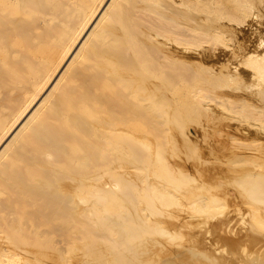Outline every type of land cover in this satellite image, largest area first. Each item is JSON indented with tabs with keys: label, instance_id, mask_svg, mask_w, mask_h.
Returning <instances> with one entry per match:
<instances>
[{
	"label": "bare ground",
	"instance_id": "obj_1",
	"mask_svg": "<svg viewBox=\"0 0 264 264\" xmlns=\"http://www.w3.org/2000/svg\"><path fill=\"white\" fill-rule=\"evenodd\" d=\"M136 64L153 74L146 78L135 68L140 80L132 71ZM130 66V75L140 81L132 83L126 73L132 84H125ZM186 73L192 146L208 155L210 182L236 187L242 206L228 210L215 195L186 200L180 215L171 217L179 229L202 233L200 240L195 234L198 240L190 238L189 245L159 244L160 250L172 258L189 254L192 264H264V0H0V221L11 224L25 214L39 198L37 185L51 180L48 175L57 169L87 170L83 197L84 181L68 177L69 222L61 205L48 210L52 197L42 195L36 213L26 214L32 217L30 235L45 240L53 231L62 244L64 233L79 221L77 202L88 212L99 198V189L90 186L93 155H106L102 169L118 166L116 159L123 162L142 145L145 123L161 122L159 108L167 94L162 98L160 89H172L176 76ZM112 79L130 92L123 95L125 103L116 97L118 105L119 99L124 103L122 109L115 106L119 123L103 127L99 145L89 149L85 136L99 132L93 119ZM182 167L175 166L179 172ZM60 178L55 177L62 184ZM221 231L224 239L217 247L213 236ZM10 244L0 240V264H31L45 254L42 249L32 255L27 243Z\"/></svg>",
	"mask_w": 264,
	"mask_h": 264
},
{
	"label": "rangeland",
	"instance_id": "obj_2",
	"mask_svg": "<svg viewBox=\"0 0 264 264\" xmlns=\"http://www.w3.org/2000/svg\"><path fill=\"white\" fill-rule=\"evenodd\" d=\"M134 5L138 4L135 3ZM144 52L145 49L144 51L141 49L138 52V57H142V53ZM136 66L138 67H135V65L132 67V71L135 72V68L137 70L139 69L142 74L140 75L143 76L144 74L143 77L149 78L153 74V71L151 70H143L139 64H136ZM129 68L131 69V66L128 67V69ZM130 69L128 72H125V74L129 73L130 75ZM133 72V76L135 73L137 75V72ZM127 75L128 74L124 77L126 78V80H124L125 84L128 82L137 83L136 81L139 82L143 79V77H141V79L138 75L136 77L140 78V80L128 75L131 77L130 82L127 80ZM182 75L184 74H178L176 76L177 85L172 89H160L159 93L162 92V98L164 96L163 94H167L171 99L166 101L167 98L165 97L167 95L164 96L166 102L162 99L159 108V114L161 115L159 120L161 122L159 124H156L157 122L155 121L145 123L144 140L142 145L138 147L139 149L137 148L124 156V160H126L127 163L123 168L125 167L128 172H126L125 168L126 173L123 172L124 169L120 167L121 161H117V159L115 162L119 163H117L118 166L114 165V167L111 165L110 167L114 168L102 169L99 166L102 162L101 160L106 159V155H101L97 152V154L95 153V155H93L94 161L92 160L91 164L94 169V181H92L94 184L92 183L90 186L95 190L99 189V198L91 204V207L87 210L88 212H86V209L84 210V203H81L80 200L77 202V206L80 210L82 208L81 211L79 210L81 213H79V221L77 220V225L73 229L71 228V231L68 230L69 232L66 231L64 233L62 244L56 243L57 236L53 231L48 233L47 236L49 237L47 238L46 236L45 240H41L39 237H36L35 234L33 236L32 234L30 235L32 217L29 216L28 219V215L26 216V214L29 213L28 211L32 212V214L36 213L37 210L35 211V209L37 208H34V205L36 206L38 203L37 200L40 198V195H42L47 198L52 197V199L50 198V204L48 203L50 205L48 206V210L49 207L52 208L50 209L52 211L55 206L59 207L61 205L60 207L65 211V213L63 212L64 216H67L66 218L64 217L65 222L67 223L70 221V217L68 216L70 213L69 211L71 210V204L68 201L70 197L67 194V190L70 189V179L74 178L77 180L80 178V181H84V184L81 182L82 190L89 186V184L87 185L85 183V179L87 178L85 176H87L89 172L84 169H80L78 172L77 170L71 172L68 170V166H64V168L61 167L54 171V174L48 175L50 177L52 176V178L50 180L48 177L49 181L46 183H42L41 181V184L44 186H40L41 184L37 185L39 189L37 197L39 198L36 201H31L33 204L31 203V207L26 209L25 214H20L13 219L16 224L13 220H10L11 224L9 223V220L0 221V238L11 243L10 245L13 246H18L19 244L20 246H24L26 243L29 244L30 251L35 253H32V255H36L37 251L41 253V251L45 249L43 253L46 255L41 253L44 256L42 255L40 257V254H38V260L36 255V257H33L34 260H31V264H41L44 259L45 262L43 264H192V258L189 254H183L178 258H172L166 256L167 253H165V251L160 250L159 244H162L163 248L178 249L183 247V245H189L188 243H190L191 240L197 241L198 238H194L195 234L196 236H199V240L200 236H202V233L189 228L188 230H186V228L179 229L175 224L176 222L174 218L171 216L180 215V212L183 211H181V209H184V207L181 208V206H183V203H185L186 200H199L209 195H215L221 199L228 210H233V208H235L234 205H242L240 203L241 199H238L237 197L238 189L236 187L219 185L216 181L215 184L214 182H210L211 180L207 170L209 157L205 152L196 150V148L192 146L194 139L191 134L190 106L187 99V94L190 89L189 74L186 73L184 76ZM112 80L113 82L111 81L112 83H109V89L106 91V96L108 94L107 99L111 100L110 98H112L113 101L111 100V102L108 100L109 103H106V105L105 102L107 99L105 98L104 103L101 106L99 105L96 109V116L93 119L94 123H91L92 126L96 124V127L94 126V128H96L95 130L99 128L100 133L95 131L92 134H87V137L85 136L88 143L92 145H90V148L87 147L89 149H92L95 144L96 146L99 145L101 139L100 136H102L101 132L104 129L103 127L111 128L119 123L121 117L117 114L118 110L116 109H122L121 104L125 103V97H128V93L130 92L127 88L128 85L127 87H125L126 85H120L124 82L118 83L116 80ZM135 85L133 84L131 87H134ZM131 87L129 86L130 89ZM115 92H117L116 95ZM119 92L121 93L118 94ZM123 95H125V97ZM117 96L119 98L121 97L122 100H124V103L119 99L121 104L118 105V103H116ZM113 98H115V100ZM119 100L117 101L119 102ZM116 104L120 107L115 109ZM121 120H124V118L122 117ZM132 122L133 121L129 124L133 126L134 124ZM97 125L99 126L97 127ZM93 135L94 138H92ZM96 137L98 140L95 139ZM94 139L96 141H93ZM199 143L203 144L202 138L199 140ZM92 151L95 150L93 149L88 152ZM112 158L115 159L114 157ZM124 160H122L123 162H121V164L125 162ZM175 166L177 168L179 167V169L183 166L182 171L179 172V169H176ZM118 167H120L119 171L117 169ZM185 168H189V171H185ZM101 172L104 173L102 180L100 177ZM118 172L119 174L125 173V175H119ZM98 173L99 175H97ZM58 176L59 178L60 176H63V179L60 178V183L62 182V184H59V180L56 181ZM105 177V181L111 182V185L115 184L114 188L113 186L112 188H107V186H105L106 183L103 181ZM50 181H52V184ZM101 183V186H103V188L105 186V189L99 188ZM194 194L195 197H193ZM79 195L80 197H83L84 190H82ZM229 196L238 201L232 203L228 202ZM44 207H47V205ZM43 210L44 212H40V214L42 215L45 213V217L47 209L45 208ZM178 210L180 211L178 212ZM177 212L179 214H177ZM38 213L39 212H37V215H40ZM29 215H31V213ZM223 215L224 214H220L219 216L218 214L217 216L222 217ZM169 219L170 221H168ZM203 219H206V221L211 220V218L206 216H203ZM43 221L45 222V220ZM169 222H173V226H171V223ZM164 225L167 226L165 227ZM220 233L213 236V240L217 247L222 246V244L219 243V238L220 240L224 239L222 231ZM207 236L208 234H206V237ZM203 237H205V235ZM198 246L200 247L201 245L198 244ZM0 258L2 260V257ZM41 258L42 260L39 261ZM165 259H167V261H164ZM216 260L218 262V259Z\"/></svg>",
	"mask_w": 264,
	"mask_h": 264
}]
</instances>
